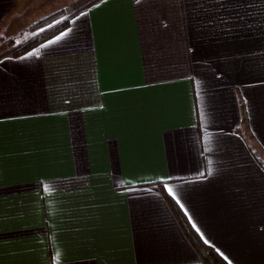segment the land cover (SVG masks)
I'll use <instances>...</instances> for the list:
<instances>
[{
	"label": "crops",
	"instance_id": "0c3cea01",
	"mask_svg": "<svg viewBox=\"0 0 264 264\" xmlns=\"http://www.w3.org/2000/svg\"><path fill=\"white\" fill-rule=\"evenodd\" d=\"M164 192L264 264V0H97L0 55V264H201Z\"/></svg>",
	"mask_w": 264,
	"mask_h": 264
},
{
	"label": "trees",
	"instance_id": "16d2710c",
	"mask_svg": "<svg viewBox=\"0 0 264 264\" xmlns=\"http://www.w3.org/2000/svg\"><path fill=\"white\" fill-rule=\"evenodd\" d=\"M97 0H83L80 3H77L73 6H70L66 9L60 10L59 12L52 13L51 15L45 16L39 19L37 22L30 26L31 29H42L43 30L32 38L30 41L14 50L11 54L14 56H18L24 54L29 51L33 47L42 43L43 41L49 39L50 37L56 35L58 32L67 27L69 23V16L72 15L76 11L86 8ZM67 16V17H66ZM245 118V113H244ZM245 120V119H244ZM164 196L175 216L177 217L185 235L200 253L202 258L201 264H229L222 255H220L213 247L206 244L198 233L194 230V228L189 223L186 218L184 212L179 207V205L175 202V200L164 192Z\"/></svg>",
	"mask_w": 264,
	"mask_h": 264
},
{
	"label": "rangeland",
	"instance_id": "374dc122",
	"mask_svg": "<svg viewBox=\"0 0 264 264\" xmlns=\"http://www.w3.org/2000/svg\"><path fill=\"white\" fill-rule=\"evenodd\" d=\"M81 1L83 0H28L26 16H28V22L30 18L33 19H30V24L25 26L24 29H20L21 31L18 34L12 37L0 39V55L11 54L14 50L18 49L38 35L43 30V28L31 29L30 26L39 19L51 15L52 13L59 12L60 10L66 9L70 6L80 3Z\"/></svg>",
	"mask_w": 264,
	"mask_h": 264
}]
</instances>
